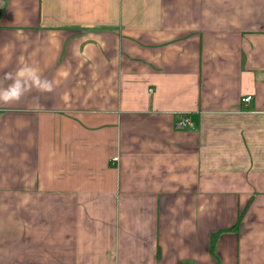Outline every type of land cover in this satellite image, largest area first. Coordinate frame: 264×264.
I'll return each mask as SVG.
<instances>
[{
    "label": "crops",
    "instance_id": "crops-1",
    "mask_svg": "<svg viewBox=\"0 0 264 264\" xmlns=\"http://www.w3.org/2000/svg\"><path fill=\"white\" fill-rule=\"evenodd\" d=\"M21 62L0 264H264V0H0Z\"/></svg>",
    "mask_w": 264,
    "mask_h": 264
},
{
    "label": "clouds",
    "instance_id": "clouds-1",
    "mask_svg": "<svg viewBox=\"0 0 264 264\" xmlns=\"http://www.w3.org/2000/svg\"><path fill=\"white\" fill-rule=\"evenodd\" d=\"M63 75L67 77V73ZM3 80L6 83L0 86V103L5 105L19 103L32 92L52 93L56 87L54 80L43 77L37 68L24 62L14 72H6Z\"/></svg>",
    "mask_w": 264,
    "mask_h": 264
},
{
    "label": "built area",
    "instance_id": "built-area-1",
    "mask_svg": "<svg viewBox=\"0 0 264 264\" xmlns=\"http://www.w3.org/2000/svg\"><path fill=\"white\" fill-rule=\"evenodd\" d=\"M251 100V96H247L243 99L245 103H249ZM192 122L188 116H183L179 121L176 122L175 127L177 129H184L187 127H191Z\"/></svg>",
    "mask_w": 264,
    "mask_h": 264
}]
</instances>
